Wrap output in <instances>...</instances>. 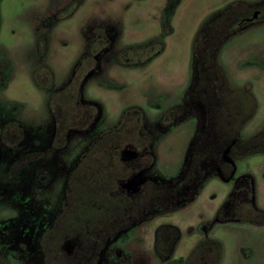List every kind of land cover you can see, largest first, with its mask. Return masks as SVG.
I'll list each match as a JSON object with an SVG mask.
<instances>
[{
    "label": "rangeland",
    "instance_id": "374dc122",
    "mask_svg": "<svg viewBox=\"0 0 264 264\" xmlns=\"http://www.w3.org/2000/svg\"><path fill=\"white\" fill-rule=\"evenodd\" d=\"M262 1L0 0V264L44 263L39 239L60 214L70 171L128 108L143 112L153 162L123 190L135 194L145 183L169 184L179 176L199 129V113L189 108L167 127L159 120L184 102L196 34L229 5H247L250 16ZM89 57L78 101L95 106L96 120L88 133L71 132L64 147L54 150L48 96L64 88ZM217 62L230 87L249 86L256 102L240 139L258 136L264 131V19L239 28L219 50ZM11 125L14 129L4 133ZM234 164L230 180L215 175L188 204L116 235L97 264H166L186 259L204 238L221 244L219 264H264V226L215 222L229 196L226 210L251 219L245 178L252 180L254 207L264 212V153Z\"/></svg>",
    "mask_w": 264,
    "mask_h": 264
},
{
    "label": "trees",
    "instance_id": "16d2710c",
    "mask_svg": "<svg viewBox=\"0 0 264 264\" xmlns=\"http://www.w3.org/2000/svg\"><path fill=\"white\" fill-rule=\"evenodd\" d=\"M246 7L242 3L231 4L201 26L192 47V80L184 102L163 113L159 120L161 126L167 127L183 119L189 108L199 113V129L179 176L169 184L145 183L135 194L123 190L153 162L148 152L150 138L142 131L143 112L126 109L116 126L97 137L67 177L60 214L41 239L49 264H97L104 245L122 231L183 207L211 177L218 175L228 181L235 173L236 161L264 153V131L249 140L239 137L256 109L250 87L231 88L217 62L219 50L239 28L264 19V0L250 16L245 14ZM255 13L257 18L253 19ZM93 54L91 49L90 56ZM90 61L89 57L80 62L68 84L48 96L54 150L64 147L71 132L88 133L94 125L97 109L78 101L80 82L89 72ZM10 127L14 129L12 125L5 126L4 133ZM129 153L134 157L126 159L125 154ZM245 179L246 214L251 219L236 217L226 210L232 204L229 196L216 214L218 224L240 221L264 226V212L253 204L252 180ZM159 236L160 230L156 233L157 245ZM66 246L71 250L66 251ZM221 255V244L204 238L186 259L169 260L166 264H219Z\"/></svg>",
    "mask_w": 264,
    "mask_h": 264
},
{
    "label": "flooded vegetation",
    "instance_id": "af4514ba",
    "mask_svg": "<svg viewBox=\"0 0 264 264\" xmlns=\"http://www.w3.org/2000/svg\"><path fill=\"white\" fill-rule=\"evenodd\" d=\"M250 22H252V21H250ZM250 22H249V23H250ZM249 23H248V24H249ZM96 49H97V48H96ZM96 49H95L93 52H96ZM92 57H94V54H93ZM51 143H52V141H51ZM51 143H50V148H52ZM55 219H56V218H55ZM51 225H52V224H51ZM50 227H51V226H50ZM50 227H48V229H49ZM48 229H46V230L42 233V235H41V237H40V239H39V248H40V250H41L42 258H43V261H44L43 264H49V263H50V258H49V257H46L45 247L42 246V242H41V239L43 238V235L45 234V232H46Z\"/></svg>",
    "mask_w": 264,
    "mask_h": 264
},
{
    "label": "water",
    "instance_id": "95a60500",
    "mask_svg": "<svg viewBox=\"0 0 264 264\" xmlns=\"http://www.w3.org/2000/svg\"><path fill=\"white\" fill-rule=\"evenodd\" d=\"M257 14H258V13H255V14L253 15V19H256V18H257Z\"/></svg>",
    "mask_w": 264,
    "mask_h": 264
}]
</instances>
